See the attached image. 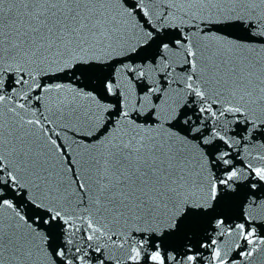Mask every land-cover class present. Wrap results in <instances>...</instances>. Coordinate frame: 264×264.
Wrapping results in <instances>:
<instances>
[{
    "label": "snow or ice",
    "instance_id": "1",
    "mask_svg": "<svg viewBox=\"0 0 264 264\" xmlns=\"http://www.w3.org/2000/svg\"><path fill=\"white\" fill-rule=\"evenodd\" d=\"M0 264H264V0H0Z\"/></svg>",
    "mask_w": 264,
    "mask_h": 264
}]
</instances>
